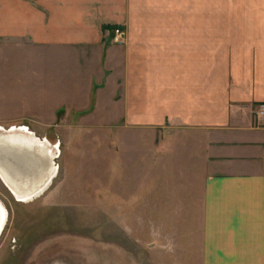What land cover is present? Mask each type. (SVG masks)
<instances>
[{
  "label": "crops",
  "instance_id": "1",
  "mask_svg": "<svg viewBox=\"0 0 264 264\" xmlns=\"http://www.w3.org/2000/svg\"><path fill=\"white\" fill-rule=\"evenodd\" d=\"M0 36L83 56L115 124L200 163V264H264V0H0Z\"/></svg>",
  "mask_w": 264,
  "mask_h": 264
},
{
  "label": "rangeland",
  "instance_id": "2",
  "mask_svg": "<svg viewBox=\"0 0 264 264\" xmlns=\"http://www.w3.org/2000/svg\"><path fill=\"white\" fill-rule=\"evenodd\" d=\"M60 49L0 36V126L56 145L58 171L26 202L0 178V264H200V163L115 124L99 77Z\"/></svg>",
  "mask_w": 264,
  "mask_h": 264
},
{
  "label": "bare ground",
  "instance_id": "3",
  "mask_svg": "<svg viewBox=\"0 0 264 264\" xmlns=\"http://www.w3.org/2000/svg\"><path fill=\"white\" fill-rule=\"evenodd\" d=\"M25 128L0 126V178L22 202L41 194L58 172L51 163V156L56 157V145L36 138ZM5 214L0 204V233Z\"/></svg>",
  "mask_w": 264,
  "mask_h": 264
},
{
  "label": "built area",
  "instance_id": "4",
  "mask_svg": "<svg viewBox=\"0 0 264 264\" xmlns=\"http://www.w3.org/2000/svg\"><path fill=\"white\" fill-rule=\"evenodd\" d=\"M124 32H123V29L120 28V27H114L112 29V39L113 41L115 42H120L122 36H123ZM263 110H261V113H262Z\"/></svg>",
  "mask_w": 264,
  "mask_h": 264
},
{
  "label": "flooded vegetation",
  "instance_id": "5",
  "mask_svg": "<svg viewBox=\"0 0 264 264\" xmlns=\"http://www.w3.org/2000/svg\"><path fill=\"white\" fill-rule=\"evenodd\" d=\"M14 127H16V128H20V126H14ZM25 129L28 131L27 128H25ZM33 135H34V134H33ZM51 163H52V162H51ZM0 181H1V180H0ZM1 182H2V181H1ZM2 183H3V182H2ZM3 184H4V183H3ZM5 185L8 187V185H7L6 183L4 184V186H5ZM6 186H5V187H6ZM7 187H6V188H7ZM7 190L10 192V190H9L8 188H7ZM10 193H11V192H10ZM14 196H15V195H14ZM15 197H16V196H15ZM17 200H18V199H17ZM4 209H5V208H4ZM5 213H6V210H5ZM5 218H6V214H5ZM5 221H6V219H5ZM4 225H5V223H4ZM3 227H4V226H3ZM2 229H3V228H2Z\"/></svg>",
  "mask_w": 264,
  "mask_h": 264
}]
</instances>
